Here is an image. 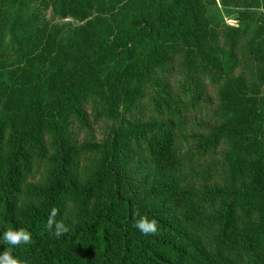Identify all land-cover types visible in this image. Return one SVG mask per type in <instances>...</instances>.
Segmentation results:
<instances>
[{
	"label": "trees",
	"instance_id": "trees-1",
	"mask_svg": "<svg viewBox=\"0 0 264 264\" xmlns=\"http://www.w3.org/2000/svg\"><path fill=\"white\" fill-rule=\"evenodd\" d=\"M32 1L0 0V253L22 264H264V93H242L264 83L263 44L218 33L205 0H50L91 17L65 33L27 22ZM249 1L229 0L264 3ZM220 55L228 72L238 56L256 67L251 88L225 78ZM210 87L224 114L204 130L188 117ZM91 118L110 122L100 140ZM221 146L223 163L209 164ZM53 208L69 226L59 238L46 227ZM137 212L156 235L134 227ZM9 229L32 242L9 245Z\"/></svg>",
	"mask_w": 264,
	"mask_h": 264
},
{
	"label": "rangeland",
	"instance_id": "rangeland-1",
	"mask_svg": "<svg viewBox=\"0 0 264 264\" xmlns=\"http://www.w3.org/2000/svg\"><path fill=\"white\" fill-rule=\"evenodd\" d=\"M41 1V3H40ZM169 0H166L168 2ZM249 1V0H247ZM254 1V0H253ZM43 2H46L47 5L43 4ZM58 2V0H57ZM205 3L207 2L206 9H210L209 13L213 14L212 17H214L216 21V30L218 33H232L233 30H237L238 36L244 43L250 42L251 40L257 39L258 42H261L264 46V32L262 34H257V26H258V18L260 16H264V3H259L258 6L251 5L248 9H241V8H234L232 7V3L227 0V4L225 6L222 5L220 0H205ZM250 4L252 3L249 1ZM264 2V1H263ZM255 3V2H254ZM40 5V6H38ZM56 6V5H55ZM53 6L52 2L50 0H39V1H32L28 4L27 10L23 13L24 19L27 22H33V18L35 19H42L46 22H49L52 25H56L59 27L60 30H62L63 33H65V30L68 29V25L71 28L79 27L84 24V22L91 17L87 18L86 20L82 22H78L76 19L70 16V13L67 12H56V8ZM10 7V8H8ZM6 7L7 10H11L13 13H16L14 4ZM259 7V8H257ZM41 8V12H40ZM216 8V9H215ZM96 14L94 13L93 16ZM214 21V22H215ZM210 24V22H209ZM29 29L33 28V25L29 24ZM34 29L30 32L25 33L24 39L29 37L33 33ZM19 36V33L16 35V37ZM67 36L64 34L62 38ZM261 38L262 40H259L258 38ZM17 41H20V37L17 38ZM15 42L12 46V51L16 48V44L18 42ZM222 45L217 44V47L220 48ZM24 47V43L22 45ZM221 56L222 63L225 67V59L223 55ZM243 57V56H242ZM237 57V65L236 67L229 71L226 69L227 74L225 75V78L228 81H233V79L237 77L244 78V84L246 86L250 87V83L253 82L255 77H257L256 73V67L255 66H249L247 71L244 70V63L245 58ZM256 83V89L252 90L248 88L247 90H243V94L247 95H253L255 97H260L264 93V83H260L258 81H255ZM223 83L220 82L219 85H222ZM235 87V86H234ZM223 107L220 104V101H218V96L216 95V89L210 87L208 89V93L206 98L201 101L200 109L198 111L195 110L192 114L188 117V124H200L203 127H205L204 130H206L208 127H212V124H215V126H218L221 123L220 117L223 116L224 113H222ZM128 117L135 118L137 117V112H132L130 115H125V119ZM91 129H92V135L96 140H100L106 133L107 127L110 125L109 121H97L93 122L91 118ZM226 149L221 146L215 149L214 154L212 155L211 159H207V162L211 165H221L223 163V157L224 152Z\"/></svg>",
	"mask_w": 264,
	"mask_h": 264
},
{
	"label": "clouds",
	"instance_id": "clouds-1",
	"mask_svg": "<svg viewBox=\"0 0 264 264\" xmlns=\"http://www.w3.org/2000/svg\"><path fill=\"white\" fill-rule=\"evenodd\" d=\"M58 210L53 208L47 220V230L59 238L61 235L69 231V226L63 221H57L55 217ZM139 216V213H136ZM134 227L143 235H156L158 233V223L155 219L149 220L146 216H139V219L134 221ZM2 239L13 247H18L21 244L28 245L32 242V235L24 229H9L2 235ZM0 264H22V262L13 257L10 252L5 250L0 253Z\"/></svg>",
	"mask_w": 264,
	"mask_h": 264
}]
</instances>
